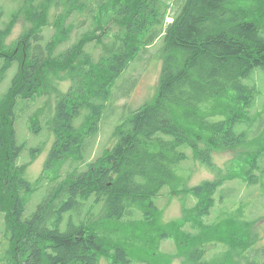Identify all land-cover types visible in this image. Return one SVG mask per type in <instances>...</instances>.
Wrapping results in <instances>:
<instances>
[{
	"label": "trees",
	"instance_id": "16d2710c",
	"mask_svg": "<svg viewBox=\"0 0 264 264\" xmlns=\"http://www.w3.org/2000/svg\"><path fill=\"white\" fill-rule=\"evenodd\" d=\"M164 2L69 0L68 8L58 11L51 23L47 12L51 5L61 6L58 0H22L9 13L0 28V83L12 71L0 98L4 115L0 119V242L6 244V264H98L100 257L108 264H136L128 245L135 243L131 235L133 240L138 235L133 230L120 234L108 226L155 224L160 212L153 200L174 183L175 168L188 159L180 148L190 149L192 158L215 175L189 190L174 191L195 200L188 211L191 230H184L177 253L182 252L188 262L207 264V242L192 251L184 249L216 227L203 225L215 195L233 178L247 188L261 182L264 171L257 155L240 163L230 161L224 172L212 166L211 148L202 150L199 143L207 135L214 146L247 145L258 136L251 135L254 126L264 123V103L258 106L259 81L264 77V0H173L177 10L170 23L163 21V9L170 5ZM19 19L27 29L6 46ZM48 26L53 29L51 36L41 38L39 33ZM74 30L80 31L76 41L62 49ZM159 37L163 63L157 95L115 126L117 142L110 150L88 161L86 150L97 135L112 85ZM89 45L100 50L97 59L86 50ZM51 78H68L72 86L58 95L54 115L45 126L54 141L41 175L31 184L22 172L42 145L29 150L27 163L17 165L24 146L14 142L15 106L20 100L35 103L50 94ZM37 122L28 126L35 136L40 132ZM262 130L264 125L259 133ZM64 164L71 167L61 175L58 171ZM42 186L46 196L25 217L28 197ZM231 216L225 214L220 220L234 222ZM251 224L239 225L244 230L241 235L250 237ZM224 233L218 242L225 250L213 264H256L255 255L249 256L254 240L243 242L238 233Z\"/></svg>",
	"mask_w": 264,
	"mask_h": 264
},
{
	"label": "rangeland",
	"instance_id": "374dc122",
	"mask_svg": "<svg viewBox=\"0 0 264 264\" xmlns=\"http://www.w3.org/2000/svg\"><path fill=\"white\" fill-rule=\"evenodd\" d=\"M21 1L22 0H0V28H2L3 23L8 19L9 13L15 11L19 7ZM58 1L61 5L60 7L51 5L48 9L47 18L49 23L52 22L53 16L58 11L65 9V7L68 8L69 6V0ZM133 1L139 0H132V2ZM140 1L147 3V0ZM164 1L165 5L169 3L171 6L169 5L163 9L165 13V15L162 16L165 17L163 21L164 23H170L172 17L175 15V10H177V5L173 3V0ZM111 27H114L113 23H111ZM122 28L123 26L120 27V29ZM26 29L24 20L19 19L11 30L5 45L8 46L13 41L18 40L19 36L22 35ZM162 30L163 28H160L156 33L158 34ZM52 32V27L48 26L44 28L39 35H41V38H47L51 36ZM77 33L79 36L80 31L74 30L71 40L69 43L65 44L62 49L70 46L76 41ZM154 40V43L151 46L149 45L146 50H142L137 59L130 63L128 70L122 73L112 85L111 100L107 104V110L102 116L97 135L90 139L86 150V158L88 161L97 158L103 151L110 150L117 142V138L113 137L115 126L127 116H130L131 112L137 110L145 102H151L157 95L159 89V75L163 63V51L161 49L162 38H154ZM86 50L92 54L94 59H97L100 54V50L94 48L92 45L87 46ZM11 73L12 71L9 72L0 83V98L7 89V85L12 78ZM48 83L52 87V92L50 94L47 96L44 95L35 103L28 102V100L24 102L20 100L18 105L16 104L15 106V119L12 126L16 135L14 137V142L17 146H24L16 160L17 165L27 163L29 161V150L42 145L41 151L36 159H34L22 172V177L26 182L31 184H35L38 177L41 175L54 141L53 136L47 131L45 126L48 125L47 123H50L54 115L58 95L66 94L72 86L68 78L62 81L51 78L48 79ZM259 85L261 88L260 90H262L261 97H259L258 101V106L260 107L264 103V77L260 79ZM258 110L260 109L256 108V111ZM175 112H177V110H175ZM176 115L179 114L177 113ZM3 117L4 115L0 114V119L3 120ZM211 117L216 118L217 116ZM33 120L39 122V126L37 127L40 132L38 131L39 133H36L38 136H35L33 133L30 134L28 130V126ZM263 125L264 123L256 125V127L254 126L251 135L258 136L254 137V140L247 145L245 144L237 148L214 146L209 141L207 135H205L201 137L199 147L202 150L211 148L209 157L213 164L212 166L224 172L226 171L227 165L230 164V161L237 160V162L240 163L243 160L252 158L254 155L259 157L258 165L264 171V145L259 144L264 142V131L262 130L259 133ZM127 128H125V130H127ZM192 131L194 134H199L196 129H192ZM179 150L185 152L188 159L183 162L181 161L175 168L176 178L174 183L171 186L165 187L161 191L159 197L153 200L160 212L156 218L155 224L151 227L145 226L141 222L133 223L131 227H123L119 224H110V226H108L110 229H118L120 234L121 231L127 233L129 230H133L134 235H138L136 236L137 240H133V235H131V239L135 241V243H130V245H128L137 259L136 264H194L188 262V260L183 257L182 252L177 253L176 245L182 237V234H184V230L188 231L190 229L189 224L192 219L189 215L192 213L188 214V211L193 209L195 200L191 196L184 195V193L176 194L175 192L183 188L189 190L205 181H212L215 175L206 165L192 158L190 149L180 148ZM70 167L71 165L64 164L58 172L63 175ZM169 192H171L170 195H168ZM45 196L46 186H42L38 192L29 196L24 216L27 217L31 215ZM220 196H222L221 199L219 198ZM225 214L232 215L231 217L234 222L229 218L223 221L220 220V218L224 219ZM132 219L138 221L137 218ZM244 222H253V224L250 225L252 226L249 231L250 237L241 235V231L244 232V230L241 229L239 225ZM204 224H213L216 225V227L204 231L199 237L201 240L196 243H189L186 249H184V252L186 250L192 251L197 248L201 242H207L205 245L204 260L207 261V264H213V261H219V258L216 257L221 255L219 253L225 250L224 246L219 244L218 239L223 237L225 234L224 231L229 230L230 232L240 234V238L243 239V242L254 240L252 252L250 250L249 256L252 257L255 255L256 264H264V173L261 182L257 186L250 188H247L238 178L227 180L219 193L215 195V205L211 209L210 214L203 219V225ZM2 225L3 221L0 216V228ZM172 225L176 227H172ZM161 235L166 236L167 239L160 238ZM104 236L108 240L106 232ZM112 236L117 239V235L113 234ZM5 245V242H0V264H6L4 255ZM98 264H108V261L105 257H100Z\"/></svg>",
	"mask_w": 264,
	"mask_h": 264
}]
</instances>
